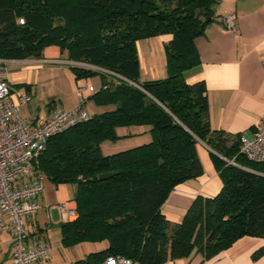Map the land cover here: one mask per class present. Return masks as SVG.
<instances>
[{"label": "trees", "instance_id": "trees-1", "mask_svg": "<svg viewBox=\"0 0 264 264\" xmlns=\"http://www.w3.org/2000/svg\"><path fill=\"white\" fill-rule=\"evenodd\" d=\"M219 3L0 0V62L41 60L47 48L58 47L77 81L101 77L90 100L115 107L53 137L38 162L48 182L76 189L78 216L60 223L63 247L106 243L79 264L110 256L165 264L194 253L205 261L244 237L264 239V163L240 153L242 135L211 128L205 83L186 80L201 63L195 42ZM164 35L172 37L164 45L167 78L142 82L137 43ZM139 126L150 127V143L103 153L105 142L121 139L118 128ZM200 143L213 151L223 188L196 199L173 223L162 209L176 187L203 175ZM263 255L264 249L253 258Z\"/></svg>", "mask_w": 264, "mask_h": 264}, {"label": "crops", "instance_id": "crops-1", "mask_svg": "<svg viewBox=\"0 0 264 264\" xmlns=\"http://www.w3.org/2000/svg\"><path fill=\"white\" fill-rule=\"evenodd\" d=\"M227 15L235 16L237 34H233L225 27L223 20ZM171 39L170 35H164L137 43L139 48L141 43H149L152 54L161 55L164 59L161 60L160 65L152 68L149 74L145 73L146 78L149 79L141 80L142 82L167 78L166 57L163 56L164 45ZM195 43L201 63L187 72L186 80L188 84L205 83L211 128L232 135L254 136L264 122V69L262 66L264 0H220L212 22L205 34ZM139 53L141 55L142 52L139 51ZM0 63H2L0 81H7L12 86H25L23 93L12 92L14 99L27 93L32 95V101L29 104L20 106L23 118L29 122L45 120L54 110H71L79 104H82L89 112L90 117L115 109L113 106L99 107L90 100L94 93H90L88 89L92 87L95 92H98L103 85L101 77H99L98 85H91L89 79L77 81L71 71L72 75H69V79L74 85L72 92L58 97L61 104L65 105L57 107L56 104L48 103L44 109L39 107L36 114L30 104L33 102L34 86L39 82L40 74L51 69L61 70L64 66L69 68L67 53L61 52L58 47L47 48L41 60ZM142 63L146 64V60L142 59ZM81 88H85L82 94L79 92ZM69 100L72 102L68 103ZM117 133L121 137L119 141L114 142L115 144L109 141L103 144L102 149L105 155L132 149L152 141L148 126L118 128ZM197 151L203 166V175L176 187L162 209L165 217L173 223H180L184 219L196 199L216 197L223 188L220 170L213 159V151L203 143L198 145ZM70 186L72 185L55 186L47 182L45 192L40 198L42 209L36 215L35 222L30 224L29 220L25 221L30 239L35 240V236H38L40 237L38 245L46 242L51 247L50 256L37 264H79L89 254L94 253L88 248V244L91 243H83L72 248L63 247L62 239L57 247H53L50 243L49 229L52 225L69 221L64 219L66 215L62 216L56 207L62 202H75L76 189L75 186L72 188ZM54 212H57L59 217L57 224H53ZM32 224H35L37 231H33ZM12 249L11 237L9 264H12ZM263 249L264 239L244 237L235 242L231 248L209 260L204 261L202 255L194 253L189 258L177 259L165 264H264V255L257 260L253 258L254 254Z\"/></svg>", "mask_w": 264, "mask_h": 264}, {"label": "built area", "instance_id": "built-area-1", "mask_svg": "<svg viewBox=\"0 0 264 264\" xmlns=\"http://www.w3.org/2000/svg\"><path fill=\"white\" fill-rule=\"evenodd\" d=\"M235 20L233 15L223 20L233 34H237ZM262 66L264 69V60ZM101 71L125 80L110 71ZM88 90L95 93L92 87ZM84 91L85 88L79 89L81 94ZM31 101L32 95L28 93L14 99L7 81H0V233L9 232L12 237V264H37L50 256L51 247L46 242L38 245V236L30 239L25 226V220L41 211L40 198L48 182L38 170V162L53 137L90 119L89 112L79 104L71 110H54L45 120L29 122L23 118L20 106ZM240 153L249 161L264 163V122L254 136H242ZM56 208L69 221L78 216L75 202H62ZM101 264L134 263L131 259L110 256Z\"/></svg>", "mask_w": 264, "mask_h": 264}, {"label": "rangeland", "instance_id": "rangeland-1", "mask_svg": "<svg viewBox=\"0 0 264 264\" xmlns=\"http://www.w3.org/2000/svg\"><path fill=\"white\" fill-rule=\"evenodd\" d=\"M141 42V41H140ZM137 48H139L137 46ZM142 48V49H140ZM138 49L142 52L141 55L139 53L140 58V80H146L149 78H146V74H149L151 72V69L154 68L156 65H160L162 61L164 60L161 55H153L152 54V48L150 47L149 43L144 44L141 43V47ZM166 57V55H163ZM142 59L146 60V64L142 63ZM162 60V61H161ZM0 63V67H1ZM36 64V63H34ZM68 66H72L73 64H67ZM63 66V65H62ZM3 67V66H2ZM50 67V66H49ZM61 70H55L51 69L48 72H42L40 74L39 82L34 86V97L33 102L30 104V107L36 111H38V108L41 107L44 109L46 108V105L48 103L57 105V107H63L64 105L61 104L58 98L59 96L68 95L72 92V85L73 83L70 82L69 75H72L71 69L68 67H61ZM89 83L91 85H98L100 83L99 76L93 77L89 79ZM12 92L14 93H23L25 92V89L23 87H17L12 86L9 84ZM89 87V86H86ZM72 100H69L68 103H71ZM29 106V105H28ZM30 112V111H29ZM35 113V112H34ZM111 144H115L114 142L109 141ZM106 147V146H105ZM73 186H70L72 188ZM29 220L30 224L34 223V219ZM64 219L67 220V216H64ZM57 220H59L57 212L53 213V224H57ZM26 221V220H25ZM34 221V222H33ZM60 222V221H59ZM66 222V221H65ZM26 224V222H25ZM33 231H37V227L35 224L33 225ZM27 227V225H26ZM61 229L60 225H52V228L49 229V239L50 243L53 247H57L60 245L61 242ZM91 251L98 252L106 248V243H95V244H88ZM10 247H11V235L9 232H2L0 233V264H9V259L11 258L9 256L10 253ZM76 255V254H75Z\"/></svg>", "mask_w": 264, "mask_h": 264}, {"label": "water", "instance_id": "water-1", "mask_svg": "<svg viewBox=\"0 0 264 264\" xmlns=\"http://www.w3.org/2000/svg\"><path fill=\"white\" fill-rule=\"evenodd\" d=\"M214 14H210V17L206 19L207 22H209L211 20V18L213 17ZM114 174L110 173V174H102L99 176V179L104 181V180H107V179H110L113 177Z\"/></svg>", "mask_w": 264, "mask_h": 264}]
</instances>
